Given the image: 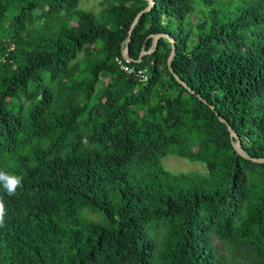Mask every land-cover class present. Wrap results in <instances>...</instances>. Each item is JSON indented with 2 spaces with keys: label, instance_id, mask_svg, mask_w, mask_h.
Segmentation results:
<instances>
[{
  "label": "trees",
  "instance_id": "trees-1",
  "mask_svg": "<svg viewBox=\"0 0 264 264\" xmlns=\"http://www.w3.org/2000/svg\"><path fill=\"white\" fill-rule=\"evenodd\" d=\"M82 1L0 0V264H264V162L228 129L264 158V0H154L145 81L115 59L148 0Z\"/></svg>",
  "mask_w": 264,
  "mask_h": 264
},
{
  "label": "water",
  "instance_id": "water-1",
  "mask_svg": "<svg viewBox=\"0 0 264 264\" xmlns=\"http://www.w3.org/2000/svg\"><path fill=\"white\" fill-rule=\"evenodd\" d=\"M154 3H155L154 0H148V4L142 10H140L138 12V14L135 16V18H134V20H133V22L131 24L128 37L126 38V41H125V43L123 44V47H122V55H123V58L127 62L132 61V59L130 58V55H129V48H128V42L130 41V36H131L132 29H133L134 25L136 24L137 20L139 19L140 15L143 12L148 11L151 8V6L154 5ZM151 36H152V45H151V47L148 50L142 49L140 51V55L139 56L142 57L143 55L152 52L155 49V47L157 45V42H158V39L160 37L168 38L170 43H171V50H170L169 56L167 58V64H168L169 70L171 71V73L173 74V76L175 77V79L177 81H179L181 84L185 85L184 81H182L181 78L176 73H174L173 69L171 68V61H172L173 57L176 54L175 40L171 36H169L168 34H164V33H155V34H152ZM219 119H220V121L226 122L223 117H219ZM227 126H228V124H227ZM228 129H229L231 137L234 138V140L232 141V145H233V147H234V149H235V151L237 153H239L240 155H242V156H244V157H246L248 159H251L253 161L264 162V158H256V157L249 156L244 151V149L242 148L241 143H240V139H239L237 133L229 126H228Z\"/></svg>",
  "mask_w": 264,
  "mask_h": 264
},
{
  "label": "rangeland",
  "instance_id": "rangeland-1",
  "mask_svg": "<svg viewBox=\"0 0 264 264\" xmlns=\"http://www.w3.org/2000/svg\"><path fill=\"white\" fill-rule=\"evenodd\" d=\"M80 7L85 9H98L99 0H83L80 2ZM161 164L167 170L180 173V172H197L205 173V165L200 161H190L188 159L179 157L177 155L167 154L162 157Z\"/></svg>",
  "mask_w": 264,
  "mask_h": 264
},
{
  "label": "clouds",
  "instance_id": "clouds-1",
  "mask_svg": "<svg viewBox=\"0 0 264 264\" xmlns=\"http://www.w3.org/2000/svg\"><path fill=\"white\" fill-rule=\"evenodd\" d=\"M23 177L8 172L6 170H0V186L6 191L8 196L16 194L18 188L22 187ZM5 216V204L0 200V225L4 223Z\"/></svg>",
  "mask_w": 264,
  "mask_h": 264
},
{
  "label": "built area",
  "instance_id": "built-area-1",
  "mask_svg": "<svg viewBox=\"0 0 264 264\" xmlns=\"http://www.w3.org/2000/svg\"><path fill=\"white\" fill-rule=\"evenodd\" d=\"M116 62L119 64L120 68L127 72L128 74L135 75L138 79L145 81L147 80V69L136 68L133 65H130L126 60L116 57Z\"/></svg>",
  "mask_w": 264,
  "mask_h": 264
}]
</instances>
